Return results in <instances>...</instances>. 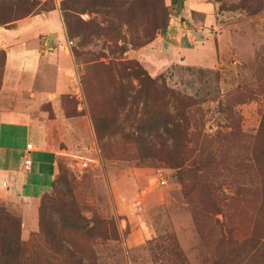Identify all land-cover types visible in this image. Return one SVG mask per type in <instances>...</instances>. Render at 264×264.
I'll return each mask as SVG.
<instances>
[{
  "label": "rangeland",
  "instance_id": "rangeland-1",
  "mask_svg": "<svg viewBox=\"0 0 264 264\" xmlns=\"http://www.w3.org/2000/svg\"><path fill=\"white\" fill-rule=\"evenodd\" d=\"M30 1L37 3L34 11L38 16L61 12V27L69 38L60 43L59 51L73 57L71 74L59 58L60 66L46 55H39L37 64L34 56L27 60L18 53L17 59L20 64L28 63L31 70L35 68L52 91L71 88L62 103L63 115L72 119L68 131L66 122L56 119L50 106L43 107L53 147L64 149L57 166L58 204L47 208L51 220L47 229L60 218V213H52L57 204L85 219L87 228L99 227L109 230V237L111 231L118 236L115 241H101L82 232L77 236L66 232L72 244L62 242V246L74 250L69 255L54 244L46 246L37 236L39 202L36 208L19 198L3 202L21 223V240L34 264H63L68 256H73L70 262L66 258L68 264H211L223 218L211 208V198L218 202L222 195L208 188V181L214 182V188H222L231 178L236 187H242L243 194L219 203L240 235L249 233L263 213V195L256 189L258 174L246 161L247 140L234 135L218 144L210 137L227 129L225 119L233 111L238 113V122L232 117L227 127L236 121L246 136H254L259 129L264 113V13L249 16L239 11L235 8L239 0H183L181 12L172 0ZM25 26L29 38L41 30L58 31L50 22ZM148 33L153 40L136 47ZM34 46L37 49L29 43L27 48ZM127 67L138 73L142 68L153 79L161 77L160 85L165 88L193 97L198 103L190 113L194 139L158 144L155 160H138L142 149L139 124L145 115L172 108L166 105L162 86L151 87L145 106L141 77H129ZM220 100L228 112H217ZM97 120L101 131L105 125L111 126V136L100 137ZM93 131L104 156L103 166L98 165L101 171L78 165L82 161L78 157L96 159ZM172 154L183 163V182L168 163ZM160 180L164 185H159ZM188 185L193 186L191 193L186 191ZM226 191L232 195L230 189Z\"/></svg>",
  "mask_w": 264,
  "mask_h": 264
},
{
  "label": "trees",
  "instance_id": "trees-1",
  "mask_svg": "<svg viewBox=\"0 0 264 264\" xmlns=\"http://www.w3.org/2000/svg\"><path fill=\"white\" fill-rule=\"evenodd\" d=\"M181 1L183 0H172L171 2L172 5L177 6V10L180 12L183 10V3H181ZM222 1L224 2V0ZM36 4L37 3L30 0H21L20 3H18L17 0H0V26H9L29 15L36 14V12L34 11V8L37 7ZM235 8H237L241 12H244L245 14H248L249 16L256 13H264V0H239ZM163 25V31H165L167 27L166 22H164ZM146 37L148 39H146ZM152 40V36L150 35V33H148V35L143 37L140 42L137 43L138 45L136 47L145 46L149 41ZM121 49L123 53L127 51L125 46L121 47ZM4 61L5 53L4 51H0V84ZM134 63L138 66L137 61H135ZM131 64L133 63L131 62ZM127 65H129V63ZM127 68L131 70V73L128 74L129 77L135 79H138V76L141 77L139 79L143 89L141 92V98L145 106L148 105V92L151 87L162 86L161 88H163L164 90L163 96L166 100V105L168 104L172 108L171 111L163 110L158 113L145 115V119L139 124L137 132L140 135L138 140L142 144V149L138 152V160L141 163L152 162L153 160H155L157 156L154 152V149L158 144H166L169 141L189 143L192 139H194L195 134L190 131V113L193 107L198 103L194 101L193 97L182 96L180 93L165 88L164 85H160L159 80H161V77H159L158 79H153L151 76H149L146 70L142 68H140L141 73L133 71L131 67ZM187 70L191 69L187 68ZM205 102H207V100L201 101L200 104L202 105ZM216 107L217 112H220L222 114L228 112V108L224 103V100H220ZM232 117L237 119L238 122V113L233 111V116L230 117L228 115V117L225 119L226 123L229 124V120ZM97 122L98 120L96 121V131L98 130V132H100V137L102 138V136L105 135L111 136V126L105 125L104 131H101ZM104 122L102 121V123ZM226 123H224V125L227 129H225L223 132L218 131L216 134H213L210 139H212V141L216 139L218 140L216 141V143L222 144L223 141H227L228 138L234 135H239L240 137H243V139L247 140L249 146L247 147L246 161L248 160L250 162L251 170L257 171V178H259V187L256 189L260 193V195H263L264 206V113L261 117L259 129L254 136H246L241 133V131L239 130V123H236V121L235 123L233 121V124L230 127H227ZM95 136L98 140L95 131H93V140ZM215 146L216 148H218L216 144ZM97 147L103 166L104 156L102 154L100 145H97ZM175 152L176 150L173 151V154ZM173 154L167 158L168 163L170 164L171 168L177 170V178L180 182H183L186 178L185 170H183L182 168L183 163L177 162V156L175 157L173 156ZM85 169L101 171L99 166H89ZM57 177L58 173L52 182L51 192L44 194L39 200L37 236L40 238V240L44 239L46 246L54 244V248L59 247L61 252L65 250V252L69 253V255H72V253L74 254V250L71 249V252L67 248L64 249V247L62 246V242L71 241V239H67L65 237L66 232L74 236L80 235L79 233L82 232L83 235H89V239H96L101 241H105L107 239H111L114 241L117 240L118 236L116 232L114 233V231H111L112 233L109 237V230H103L99 227L87 228L84 224L85 219H79L76 215H74V213L69 211L65 212L63 208H58V197L56 191ZM225 177H227V175ZM207 183L209 184L208 188H212V190L217 189L218 195H222L221 198L219 197L218 202L211 198V208L213 212L215 213V215L222 214L223 218V222L221 223L222 226L220 229V238L217 242L218 248L215 252L216 258H214V261L211 264H264V208L260 206V209L263 210V213L260 215V217L258 216L255 219L249 233L240 235L236 232L235 229L231 227L230 223H228L227 218L225 217V213L220 208L219 203L224 199H233L234 195L243 194L244 191L242 187H236L231 178L228 181L226 180L222 188L220 186L214 188L212 184L214 183L213 181H208ZM192 188V185H188L186 191L188 193H191ZM227 188L231 190L232 193L230 194L232 195H228L229 193L226 191ZM208 192L210 196L214 195L211 190H209ZM184 196L190 197L191 195ZM215 199L218 198L216 197ZM3 202L4 201H0V203H2L4 206L0 207V264L36 263L30 256L27 247L21 240V223L15 216L11 214V212L6 209V206ZM53 203L57 204L55 205L52 213L56 211V214L60 213L61 215L59 220L52 222V226L50 227V229H47V223L51 222V220H49L47 208L50 204ZM220 249L222 251H220ZM55 253H59L58 249H55ZM66 258L70 262L73 256H68ZM66 258L64 259L63 264H68Z\"/></svg>",
  "mask_w": 264,
  "mask_h": 264
},
{
  "label": "crops",
  "instance_id": "crops-1",
  "mask_svg": "<svg viewBox=\"0 0 264 264\" xmlns=\"http://www.w3.org/2000/svg\"><path fill=\"white\" fill-rule=\"evenodd\" d=\"M36 14L9 26H0V51L5 53L0 84V201L10 203L19 198L36 205L33 208L44 194L51 192L60 155L64 152V149L53 147L51 126L44 117L43 107L50 106L55 118L66 122L64 128L68 131L71 126L68 121L72 119L63 115L62 103L65 95L70 96L71 88L64 87L60 93L52 91L41 81L43 77L36 75L35 68L31 70L28 63L20 64L17 59L20 56L28 60L29 56H34V64H37L38 56L46 55L52 58V64H64L70 74L73 65L72 55L59 51L60 43L68 40L61 27V12H47V18ZM46 22L53 23L58 31L41 30L35 36L26 37L25 24L42 23L44 26ZM29 43L36 44L37 49L36 46L27 48ZM58 58L64 63L59 64ZM27 144L32 145L29 153L32 163L28 170L23 167Z\"/></svg>",
  "mask_w": 264,
  "mask_h": 264
},
{
  "label": "built area",
  "instance_id": "built-area-1",
  "mask_svg": "<svg viewBox=\"0 0 264 264\" xmlns=\"http://www.w3.org/2000/svg\"><path fill=\"white\" fill-rule=\"evenodd\" d=\"M93 145H94V148H95V154L96 155V159H92V158H85V157H78L80 158L82 161L80 163H78L79 166H81L82 168H86V167H89V166H92V167H98V165L101 166L102 162H101V159H100V156H99V150L97 148V143H96V140L94 138L93 140ZM25 153H24V160H23V167L24 169L28 170L32 161L30 159V156H29V153L32 151V145L31 144H27L25 146ZM77 158V157H76ZM159 185H164V180H160L159 182Z\"/></svg>",
  "mask_w": 264,
  "mask_h": 264
},
{
  "label": "water",
  "instance_id": "water-1",
  "mask_svg": "<svg viewBox=\"0 0 264 264\" xmlns=\"http://www.w3.org/2000/svg\"><path fill=\"white\" fill-rule=\"evenodd\" d=\"M163 47H166V43H163Z\"/></svg>",
  "mask_w": 264,
  "mask_h": 264
}]
</instances>
